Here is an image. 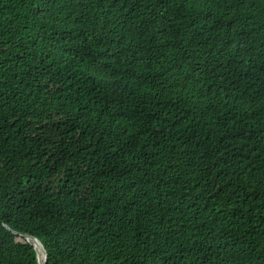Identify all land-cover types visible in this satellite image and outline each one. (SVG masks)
<instances>
[{"label":"trees","instance_id":"1","mask_svg":"<svg viewBox=\"0 0 264 264\" xmlns=\"http://www.w3.org/2000/svg\"><path fill=\"white\" fill-rule=\"evenodd\" d=\"M264 264V0H0V264Z\"/></svg>","mask_w":264,"mask_h":264},{"label":"water","instance_id":"2","mask_svg":"<svg viewBox=\"0 0 264 264\" xmlns=\"http://www.w3.org/2000/svg\"><path fill=\"white\" fill-rule=\"evenodd\" d=\"M19 234L33 245L36 252H37V249H39L41 251L43 258H42L41 263L40 262L39 263L44 264L45 260H46V251H45L44 247L42 246V244L40 242L37 243L38 240L29 234H24V233H19ZM37 259H38V253H37Z\"/></svg>","mask_w":264,"mask_h":264},{"label":"bare ground","instance_id":"3","mask_svg":"<svg viewBox=\"0 0 264 264\" xmlns=\"http://www.w3.org/2000/svg\"><path fill=\"white\" fill-rule=\"evenodd\" d=\"M37 243H39V241H37ZM37 252H38V259H39V261L41 263L42 258H43L42 253H41V251L39 249H37Z\"/></svg>","mask_w":264,"mask_h":264}]
</instances>
